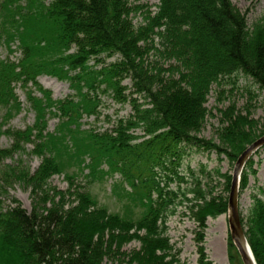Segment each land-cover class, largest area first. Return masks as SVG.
<instances>
[{"label":"trees","instance_id":"16d2710c","mask_svg":"<svg viewBox=\"0 0 264 264\" xmlns=\"http://www.w3.org/2000/svg\"><path fill=\"white\" fill-rule=\"evenodd\" d=\"M143 1L0 0V46L10 55L20 53L0 60L3 121L23 110L17 86L26 91L34 113V124L25 129L0 125V135L12 139L0 159L27 145L42 158L35 173L20 161L7 166L1 180L21 181L51 203L42 213L0 206V264H101L112 253L122 255L133 241L140 248L128 263L187 264L168 236V220L182 205L197 224L199 264H212L204 246L207 221L227 213L228 199L214 196L198 180L197 188H183V146L236 162L264 135V124L232 105L222 111L219 143L198 136L215 85L242 74L264 93V19L249 27L232 0H160L156 10ZM41 75L68 82L73 94L55 100L38 83ZM127 79L130 94L123 85ZM100 93L132 107L128 118L104 132L81 124L85 116L99 114ZM14 110L19 111L12 116ZM51 119H58L53 132ZM86 158L91 182L102 163L121 174L113 186L119 211L78 187L76 171L66 172L67 190L49 195L48 181L64 173L67 159L82 165ZM230 182L227 176V191ZM248 183L245 171L241 190ZM260 194L243 222L257 264H264V188ZM229 249L235 251L232 242Z\"/></svg>","mask_w":264,"mask_h":264},{"label":"rangeland","instance_id":"374dc122","mask_svg":"<svg viewBox=\"0 0 264 264\" xmlns=\"http://www.w3.org/2000/svg\"><path fill=\"white\" fill-rule=\"evenodd\" d=\"M143 3L147 4L152 10H156L159 0H144ZM232 4L235 9L247 17L250 27L264 19V0H232ZM140 20V18H136L135 23H139ZM7 54V49L0 48L1 59L5 58ZM116 60L117 57L108 59V62ZM148 63L150 64V56ZM38 81L44 89L52 93L54 99H64L72 94L69 84L56 78L41 76ZM123 85L129 87L126 94H130V80H125ZM16 92L23 103V110L17 115L15 114L19 110L12 111V116H15L9 123L6 121L1 123L0 119V125L8 124V126L15 129H25L34 124V114L29 109L26 110L25 90L18 86ZM100 100L99 114L85 116L81 120L83 128H91L98 132L109 131L115 126L116 121L120 118H128L131 114L132 107L130 104H120L110 94L100 93ZM232 105L242 114L247 115L250 112L252 118L260 121V127L264 124V93L260 92L249 78L241 74L238 77L223 81L220 86L215 85L213 87L206 105L209 115L204 128L198 136L207 140L213 139L219 143L216 131L221 126L222 111L227 110ZM5 112V109L0 107V118ZM57 124L58 119H51L48 123V131L53 132ZM11 145L12 139L10 137L0 135V150L10 149ZM183 147L184 156L180 168L181 174L186 179L183 188L188 187L190 190L197 188L198 180L201 181L202 187L207 191H211L214 196H222L228 199L230 189L226 190L227 176L232 177L235 163L231 162L226 155L218 156L216 152H207L196 146ZM32 150L33 146L27 145L26 149L19 150L20 152L14 153L12 157L0 159L1 208L7 210L15 205H20L28 213L33 211L42 213L51 206V203H46L39 196L34 195L32 189L21 181L12 180L7 184L1 180V174L7 170V166H14L20 161L24 167L29 168L31 173L36 172L42 163V158ZM252 161L251 167L248 166L246 170L249 177L248 186L239 193L240 212L245 222L253 203L254 195L261 196L260 191L264 188V147L253 156ZM62 162H65V160L62 159ZM89 162L90 160L86 158V164L77 165L67 159L68 168L64 165V173L54 175L49 179V195H52L54 190H67L69 182L66 180V172L72 173L76 171L74 182L78 187H85L98 199L101 205L106 206L109 210L113 212L119 211L121 206L113 186L117 182L118 184L121 182V174L108 171L107 164L102 163L100 169H103V171H99L100 169L98 170L97 168L98 172H95V177H92L93 182H91L87 177L88 169L84 167ZM190 170L194 172V175L191 174ZM173 186L176 188L177 184ZM118 190L120 191V188H117L116 191ZM193 196V194L189 195L190 198H193ZM229 214V211H227V213L221 214L217 218H209L207 221L205 247L208 260H211L213 264H242L236 249L235 251H230L229 249L231 242L228 222ZM168 227V236L171 243L181 250L182 261L187 264H199L195 241L197 224L190 218L184 205L179 206L176 213L169 218ZM139 248L140 243L137 241L128 243L123 246L122 255L118 256L112 253L109 257H105L101 264H133L128 263L129 256H131V252Z\"/></svg>","mask_w":264,"mask_h":264},{"label":"water","instance_id":"95a60500","mask_svg":"<svg viewBox=\"0 0 264 264\" xmlns=\"http://www.w3.org/2000/svg\"><path fill=\"white\" fill-rule=\"evenodd\" d=\"M264 146V136L251 144L238 158L232 177L230 194H229V225L231 238L239 252L243 264H257L252 250L248 243L244 227L241 222L239 210V189L240 179L243 169L248 160Z\"/></svg>","mask_w":264,"mask_h":264}]
</instances>
